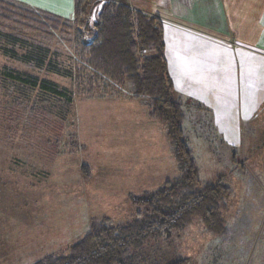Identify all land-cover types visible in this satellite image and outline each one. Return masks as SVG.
Wrapping results in <instances>:
<instances>
[{
  "label": "rangeland",
  "instance_id": "obj_1",
  "mask_svg": "<svg viewBox=\"0 0 264 264\" xmlns=\"http://www.w3.org/2000/svg\"><path fill=\"white\" fill-rule=\"evenodd\" d=\"M93 8V0H83L73 26L38 38L49 50L42 67L22 58L23 46L13 49L15 55L7 53L12 46L6 34L32 33L0 21V108L27 105L28 117V109L47 106L42 100L58 101L9 81L6 66L49 79L73 97L61 119L27 118L25 125L15 116L0 118V264H30L63 251L93 218L114 224L131 220L136 209L130 195L155 190L178 174L166 128L150 117L147 99L133 97L126 80L98 75L87 65L83 48L94 44L99 19L95 38L84 43L82 16ZM179 97L199 179L220 178L229 187L222 211L230 235L223 242L195 217L169 238H159L147 251L150 261L264 264V181L256 179L254 164L243 160L239 148L233 167L232 149L219 142L208 114Z\"/></svg>",
  "mask_w": 264,
  "mask_h": 264
},
{
  "label": "trees",
  "instance_id": "obj_2",
  "mask_svg": "<svg viewBox=\"0 0 264 264\" xmlns=\"http://www.w3.org/2000/svg\"><path fill=\"white\" fill-rule=\"evenodd\" d=\"M81 2L75 0V15L70 20L14 0H0V21H12L13 25L32 33L6 34L5 40L12 46L7 53L15 55L13 49L23 46L27 50L22 58L42 67L49 50L38 38H50L49 31L59 26H73ZM107 4L98 16L94 44L83 48L88 55L86 63L98 75L126 80L133 97L147 99L150 117L166 128L178 174L155 190L130 195L136 209L131 220L114 224L107 217L93 218L67 249L30 264H156L150 261L148 249L159 238H169L172 230L184 228L195 217L223 242L230 235L222 211L229 187L220 178L199 179V168L183 125V101L175 94L167 68L161 22L127 6ZM3 75L19 86L37 88L58 101L42 100L47 106L28 109V117L27 105L4 106L0 108L1 119L15 116L24 124L25 119L27 125V118L44 122L55 114L61 119L70 110L73 100L70 89L7 66ZM168 264H186V260L177 259Z\"/></svg>",
  "mask_w": 264,
  "mask_h": 264
},
{
  "label": "crops",
  "instance_id": "obj_3",
  "mask_svg": "<svg viewBox=\"0 0 264 264\" xmlns=\"http://www.w3.org/2000/svg\"><path fill=\"white\" fill-rule=\"evenodd\" d=\"M14 1L75 15V0ZM109 1L159 19L175 94L208 114L219 142L232 149L233 167L239 148L264 181V0Z\"/></svg>",
  "mask_w": 264,
  "mask_h": 264
},
{
  "label": "built area",
  "instance_id": "obj_4",
  "mask_svg": "<svg viewBox=\"0 0 264 264\" xmlns=\"http://www.w3.org/2000/svg\"><path fill=\"white\" fill-rule=\"evenodd\" d=\"M94 2V8L92 9L91 13L88 14H84L82 16V19H84V26H86V30L84 31L83 29H85L84 27L82 28V32H83V36H84V43H91L93 41V38H95V35L97 33L96 31V22L100 13V7L103 4L109 3V0H93Z\"/></svg>",
  "mask_w": 264,
  "mask_h": 264
}]
</instances>
